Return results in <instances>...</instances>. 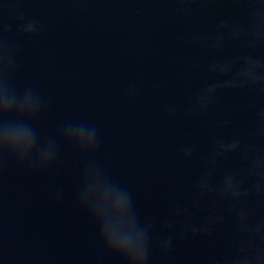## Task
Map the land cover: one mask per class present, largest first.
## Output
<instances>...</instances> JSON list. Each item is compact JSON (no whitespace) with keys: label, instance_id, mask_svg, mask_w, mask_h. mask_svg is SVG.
<instances>
[{"label":"water","instance_id":"1","mask_svg":"<svg viewBox=\"0 0 264 264\" xmlns=\"http://www.w3.org/2000/svg\"><path fill=\"white\" fill-rule=\"evenodd\" d=\"M5 90L39 110L0 149V264H127L81 208L114 187L146 264H264V0H0Z\"/></svg>","mask_w":264,"mask_h":264},{"label":"clouds","instance_id":"2","mask_svg":"<svg viewBox=\"0 0 264 264\" xmlns=\"http://www.w3.org/2000/svg\"><path fill=\"white\" fill-rule=\"evenodd\" d=\"M7 73L5 65V76ZM38 110L39 102L31 95L17 99L6 90L0 92V149L11 155L31 152L35 139L32 121ZM63 138L83 154H90L95 149L94 134L91 131L85 134L83 127L65 129ZM81 208L96 224L99 240L109 253L127 264H146V230L135 224L127 191L114 187L110 193H105L103 202L95 208L89 207L86 201L81 203Z\"/></svg>","mask_w":264,"mask_h":264}]
</instances>
